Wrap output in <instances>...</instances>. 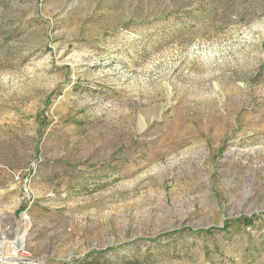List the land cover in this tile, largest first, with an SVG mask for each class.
Listing matches in <instances>:
<instances>
[{
    "label": "rangeland",
    "instance_id": "374dc122",
    "mask_svg": "<svg viewBox=\"0 0 264 264\" xmlns=\"http://www.w3.org/2000/svg\"><path fill=\"white\" fill-rule=\"evenodd\" d=\"M0 264H264V0H0Z\"/></svg>",
    "mask_w": 264,
    "mask_h": 264
},
{
    "label": "trees",
    "instance_id": "16d2710c",
    "mask_svg": "<svg viewBox=\"0 0 264 264\" xmlns=\"http://www.w3.org/2000/svg\"><path fill=\"white\" fill-rule=\"evenodd\" d=\"M241 223L247 224V225H252L254 223V218H249V217H244V218H240L239 220ZM228 223L229 222H225V226L223 227V230L228 228ZM213 230H217V229H209V230H199L200 233H211ZM183 230H176L175 232H173L174 234L180 233Z\"/></svg>",
    "mask_w": 264,
    "mask_h": 264
},
{
    "label": "bare ground",
    "instance_id": "6f19581e",
    "mask_svg": "<svg viewBox=\"0 0 264 264\" xmlns=\"http://www.w3.org/2000/svg\"><path fill=\"white\" fill-rule=\"evenodd\" d=\"M24 245V236L21 238L16 239L15 244L13 245L15 249H19ZM9 260L16 259L15 256H8Z\"/></svg>",
    "mask_w": 264,
    "mask_h": 264
}]
</instances>
